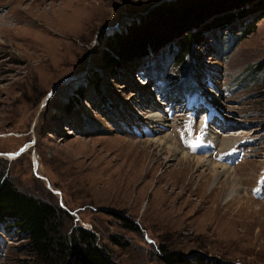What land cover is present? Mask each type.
Wrapping results in <instances>:
<instances>
[{
	"label": "rangeland",
	"instance_id": "374dc122",
	"mask_svg": "<svg viewBox=\"0 0 264 264\" xmlns=\"http://www.w3.org/2000/svg\"><path fill=\"white\" fill-rule=\"evenodd\" d=\"M166 1L0 0V169L61 206L67 235L93 230L117 264H168L162 246L187 264H264V72L250 69L264 57V10L246 3L251 11L209 19L232 12L229 25H192L181 68L170 44L137 60L115 55L108 37ZM166 136L191 159L177 165L180 154L157 141ZM195 157L227 170L214 175ZM26 242L1 220L0 264H39Z\"/></svg>",
	"mask_w": 264,
	"mask_h": 264
},
{
	"label": "trees",
	"instance_id": "16d2710c",
	"mask_svg": "<svg viewBox=\"0 0 264 264\" xmlns=\"http://www.w3.org/2000/svg\"><path fill=\"white\" fill-rule=\"evenodd\" d=\"M246 3L255 6L253 10L257 8V11L260 10L259 13L264 10V0H170L162 2L150 13L129 24L124 30L109 36L108 44L115 55L126 60L144 58L161 46L170 44L178 47L175 64L181 68L187 63L188 48L192 46L190 45L191 40L195 38L194 32L189 30L191 26L202 22V24L208 23L209 27L225 26L227 23L229 25L234 22V18L233 21L229 20L231 19L229 14L232 12L226 13L227 15H219L222 16L220 20H224V24L218 23L217 19L214 22L209 19L227 8L235 7L242 13L251 11L252 7L245 9ZM257 22L258 20H253L242 28V37L254 31ZM237 23H233L231 26L236 27ZM183 31H187V34L179 37ZM106 53L109 54V52ZM111 57L115 56L111 55ZM192 64L193 62L189 64V67ZM258 64L257 68H250L251 73L257 75L264 72V57ZM63 211L66 212L61 206L45 202L19 190L7 174H4V170L0 169V221L8 219L26 232V246L34 254L39 264H117L99 243L93 230L79 226L74 228L72 234L67 235L62 230V224L59 221V214ZM115 214L124 218L131 229H139L133 222H128L129 220L124 215ZM159 256L168 264L188 263L187 257L181 252L170 250L164 246L161 247ZM199 264L237 263L216 258L205 259L201 256Z\"/></svg>",
	"mask_w": 264,
	"mask_h": 264
},
{
	"label": "bare ground",
	"instance_id": "6f19581e",
	"mask_svg": "<svg viewBox=\"0 0 264 264\" xmlns=\"http://www.w3.org/2000/svg\"><path fill=\"white\" fill-rule=\"evenodd\" d=\"M37 54H35L34 56H36ZM38 56V55H37ZM212 120V119H211ZM167 138L164 139H158L157 141L161 144V148L163 151L167 152L168 154L172 155H176L178 156L179 154V158H178V162L177 165H179L180 163H182V161L184 160H189L191 159V156L188 155L187 153L183 152L180 147L176 144V142L174 140H172L169 136H166ZM236 137H227V139H225L224 142H226L228 144V142H232L233 140H235ZM226 145V144H225ZM229 145V144H228ZM227 148V147H226ZM9 154V153H8ZM11 155V154H9ZM182 155V156H181ZM193 158V157H192ZM195 159H197L198 161V165L201 166H206L207 168H210L213 170V174L219 176L216 173V170L218 168H221V171L219 173H225V171L227 170L226 168L224 169L220 164H216L213 163L211 160H209L206 157H195ZM179 167V166H177ZM186 168V167H185ZM178 179V177H177ZM179 182V180H178ZM169 185V184H168ZM236 186V185H235ZM236 190V189H235Z\"/></svg>",
	"mask_w": 264,
	"mask_h": 264
},
{
	"label": "water",
	"instance_id": "95a60500",
	"mask_svg": "<svg viewBox=\"0 0 264 264\" xmlns=\"http://www.w3.org/2000/svg\"><path fill=\"white\" fill-rule=\"evenodd\" d=\"M26 147H27V145L22 146L21 148L18 149V151L14 152V153L12 152L11 155H9L8 153H5V154H6L8 157H15V156H17L19 153H21V151L24 150ZM113 212L117 213L118 211H117V210H113Z\"/></svg>",
	"mask_w": 264,
	"mask_h": 264
},
{
	"label": "snow or ice",
	"instance_id": "6c2138e0",
	"mask_svg": "<svg viewBox=\"0 0 264 264\" xmlns=\"http://www.w3.org/2000/svg\"><path fill=\"white\" fill-rule=\"evenodd\" d=\"M257 191H259V190H257Z\"/></svg>",
	"mask_w": 264,
	"mask_h": 264
}]
</instances>
